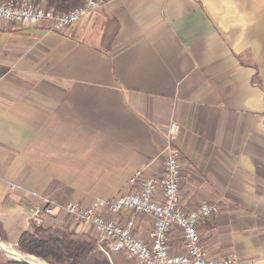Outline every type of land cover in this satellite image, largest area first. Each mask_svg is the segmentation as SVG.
I'll return each mask as SVG.
<instances>
[{"label": "crops", "instance_id": "crops-1", "mask_svg": "<svg viewBox=\"0 0 264 264\" xmlns=\"http://www.w3.org/2000/svg\"><path fill=\"white\" fill-rule=\"evenodd\" d=\"M102 1L59 32L0 21V249L67 264L17 250L31 194L111 200L135 171L160 177L171 146L182 208H218L198 226L206 254L264 264V0ZM113 218L147 240L150 218ZM41 226L96 236L62 213Z\"/></svg>", "mask_w": 264, "mask_h": 264}, {"label": "built area", "instance_id": "built-area-1", "mask_svg": "<svg viewBox=\"0 0 264 264\" xmlns=\"http://www.w3.org/2000/svg\"><path fill=\"white\" fill-rule=\"evenodd\" d=\"M112 1V0H108ZM102 0H83L81 5L66 12L43 8L32 0H0V21L21 26H36L44 22L56 32L77 23L88 12L100 8ZM176 131L170 124L168 140ZM135 191L123 193L111 200L96 199L86 207L78 203H59L50 198L31 195L38 200L29 216V224L41 226L45 216L62 213L89 227L98 238L99 250L108 254L123 253L136 264H244L231 254L209 257L201 243L198 226L218 210L214 203H201L184 209L180 204V167L177 151L167 148L163 172L160 177H150L135 171L129 179ZM126 214L151 219L147 240L134 234L131 218L123 222L114 216ZM176 231L180 250L172 253L168 240Z\"/></svg>", "mask_w": 264, "mask_h": 264}, {"label": "trees", "instance_id": "trees-1", "mask_svg": "<svg viewBox=\"0 0 264 264\" xmlns=\"http://www.w3.org/2000/svg\"><path fill=\"white\" fill-rule=\"evenodd\" d=\"M83 0H48L56 12H66ZM97 238L76 234L67 229L34 226L19 235L16 247L22 254L32 255L42 260H65L67 264H109L102 257ZM0 264H28L24 261L0 257Z\"/></svg>", "mask_w": 264, "mask_h": 264}, {"label": "rangeland", "instance_id": "rangeland-1", "mask_svg": "<svg viewBox=\"0 0 264 264\" xmlns=\"http://www.w3.org/2000/svg\"><path fill=\"white\" fill-rule=\"evenodd\" d=\"M95 238H97V237L95 236ZM97 240H98V238H97ZM100 253H101L102 257L106 258V260L109 262V264H136L133 259L129 258L128 256H126L123 253L120 254V257L117 255L118 253H115V255L114 254H108V256H106L102 252H100ZM6 254H4L3 251L0 249V257L10 258V257H8V255H11V254H7V256H6Z\"/></svg>", "mask_w": 264, "mask_h": 264}, {"label": "water", "instance_id": "water-1", "mask_svg": "<svg viewBox=\"0 0 264 264\" xmlns=\"http://www.w3.org/2000/svg\"><path fill=\"white\" fill-rule=\"evenodd\" d=\"M17 260H21V261H24V262H26V263H28V264H31L30 262H27L26 260H23V259L20 258V257H18Z\"/></svg>", "mask_w": 264, "mask_h": 264}, {"label": "bare ground", "instance_id": "bare-ground-1", "mask_svg": "<svg viewBox=\"0 0 264 264\" xmlns=\"http://www.w3.org/2000/svg\"><path fill=\"white\" fill-rule=\"evenodd\" d=\"M1 246H2V245H1ZM1 248H2V247H1ZM4 249H6V248H4ZM4 251H5V250H4ZM14 254H15V253H14ZM14 254H13V255H14ZM15 255H16L17 257H19L17 254H15ZM31 259H32V258H31ZM36 261H37V260H36ZM40 264H41V263H40Z\"/></svg>", "mask_w": 264, "mask_h": 264}]
</instances>
